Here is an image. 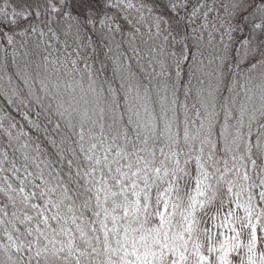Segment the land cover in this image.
<instances>
[{"label":"snow or ice","instance_id":"obj_1","mask_svg":"<svg viewBox=\"0 0 264 264\" xmlns=\"http://www.w3.org/2000/svg\"><path fill=\"white\" fill-rule=\"evenodd\" d=\"M0 264H264V0H0Z\"/></svg>","mask_w":264,"mask_h":264}]
</instances>
